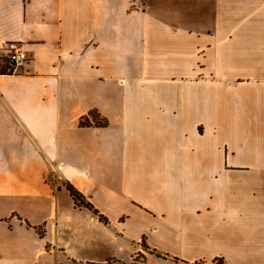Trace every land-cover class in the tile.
I'll list each match as a JSON object with an SVG mask.
<instances>
[{"label": "crops", "instance_id": "obj_1", "mask_svg": "<svg viewBox=\"0 0 264 264\" xmlns=\"http://www.w3.org/2000/svg\"><path fill=\"white\" fill-rule=\"evenodd\" d=\"M136 1L0 0V264H264V0Z\"/></svg>", "mask_w": 264, "mask_h": 264}, {"label": "built area", "instance_id": "obj_2", "mask_svg": "<svg viewBox=\"0 0 264 264\" xmlns=\"http://www.w3.org/2000/svg\"><path fill=\"white\" fill-rule=\"evenodd\" d=\"M7 50V63L12 70H17L28 59L27 50L21 42H9Z\"/></svg>", "mask_w": 264, "mask_h": 264}, {"label": "trees", "instance_id": "obj_3", "mask_svg": "<svg viewBox=\"0 0 264 264\" xmlns=\"http://www.w3.org/2000/svg\"><path fill=\"white\" fill-rule=\"evenodd\" d=\"M86 122H82V124H85ZM68 189L71 191L72 195L75 197V199L77 200V202H79L81 205H86L87 207H90L93 209V206L87 202L84 201V199L82 198V195L80 194V192L75 189V187L72 184H67ZM38 230L41 232L42 236L45 234V229L44 226H39ZM218 260V259H217Z\"/></svg>", "mask_w": 264, "mask_h": 264}, {"label": "rangeland", "instance_id": "obj_4", "mask_svg": "<svg viewBox=\"0 0 264 264\" xmlns=\"http://www.w3.org/2000/svg\"><path fill=\"white\" fill-rule=\"evenodd\" d=\"M137 5V1L136 0H133V6H136ZM15 151L13 150V153H14ZM135 261H136V263H138L139 262V264H142V263H140V260L142 261V262H145V260H144V258H141V255H140V257L137 255V253H135ZM196 264H202V262H197ZM213 264H225V262L223 261V260H220V259H218V260H215L214 261V263Z\"/></svg>", "mask_w": 264, "mask_h": 264}]
</instances>
